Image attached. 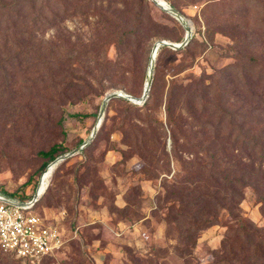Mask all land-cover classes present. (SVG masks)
Here are the masks:
<instances>
[{"label":"rangeland","instance_id":"374dc122","mask_svg":"<svg viewBox=\"0 0 264 264\" xmlns=\"http://www.w3.org/2000/svg\"><path fill=\"white\" fill-rule=\"evenodd\" d=\"M158 1L190 37L153 57L185 29L151 0L0 9L2 192L31 198L51 161L88 140L104 95L137 98L150 79L142 103L106 101L86 145L54 164L33 209L64 242L32 264L264 257V0ZM0 264L31 263L0 251Z\"/></svg>","mask_w":264,"mask_h":264},{"label":"built area","instance_id":"2783aa9c","mask_svg":"<svg viewBox=\"0 0 264 264\" xmlns=\"http://www.w3.org/2000/svg\"><path fill=\"white\" fill-rule=\"evenodd\" d=\"M37 197L20 200L0 191V251L23 263H36L63 244L59 228L34 211Z\"/></svg>","mask_w":264,"mask_h":264},{"label":"water","instance_id":"95a60500","mask_svg":"<svg viewBox=\"0 0 264 264\" xmlns=\"http://www.w3.org/2000/svg\"><path fill=\"white\" fill-rule=\"evenodd\" d=\"M151 2H153L155 5H157L158 7H160L161 9L167 11L168 13L172 14V16H174L175 18H177L184 26V29H185V35L182 39L181 42L179 43H174V42H170V41H167V40H164V39H158L156 40L153 45H152V48H151V54L153 55L154 52L156 51V49L159 47V46H167L169 47L170 49H177V48H180L182 46H184L186 43H187V40L188 38L190 37V28L186 25V23L183 21V18L182 16H180L175 10H173L171 7H168V6H164L163 4H161L158 0H151ZM148 67H149V71L151 72V60L149 59V63H148ZM146 89L142 90L141 94L139 97L135 98V97H132L124 92H121V91H117V92H110V93H107L104 95L103 97V100H102V103H101V107H100V110H99V117L97 119V122H96V125L94 126L93 130L91 131L90 135H89V138L88 140L94 135L98 125H99V122H100V116L102 114V110L105 106V103L106 101H108L109 99L113 98V97H119V98H124V99H127L129 101H131L132 103H135V104H140L142 103L146 98H147V91L149 89V85H150V79H148L146 81ZM87 140V141H88ZM87 141H84L79 147L77 148H74L73 150L65 153V154H62V155H59L57 157H55L51 162L53 164H56L58 161H61L63 159H65L66 157L68 156H71L73 154H75L78 149L82 148L83 146L86 145ZM36 195V194H35ZM39 197L36 198V200L38 199Z\"/></svg>","mask_w":264,"mask_h":264},{"label":"trees","instance_id":"16d2710c","mask_svg":"<svg viewBox=\"0 0 264 264\" xmlns=\"http://www.w3.org/2000/svg\"><path fill=\"white\" fill-rule=\"evenodd\" d=\"M23 1V0H11L9 2L8 5L5 6H0L1 11L3 10L4 13H6L9 16H12L13 18H17L20 14V6L19 3ZM31 1V5L30 7L32 8V4L36 1V0H30ZM40 1V0H39ZM38 12V10H37ZM164 47V46H161ZM124 99V98H121ZM56 151L55 146H51L49 151L47 152V154L49 155V159H52L53 153ZM222 200V199H221ZM250 244V241H249ZM246 245V250L248 249L247 247L248 244ZM245 250V251H246ZM234 259V263L233 264H264V257L262 255H255L254 253H248V252H243V254H241V257L239 259L235 257H233ZM259 261V262H257Z\"/></svg>","mask_w":264,"mask_h":264},{"label":"bare ground","instance_id":"6f19581e","mask_svg":"<svg viewBox=\"0 0 264 264\" xmlns=\"http://www.w3.org/2000/svg\"><path fill=\"white\" fill-rule=\"evenodd\" d=\"M156 52V51H155ZM155 52H154V54H155ZM154 54L152 55L151 54V57H153L154 56ZM153 60L151 59V62H152ZM152 66V65H151ZM151 75V72L148 70V76H150ZM146 89V85H145V87H144V90ZM148 92V91H147ZM53 166H54V164L52 163L48 168H47V170L44 172V174H43V176H42V179H41V183H40V185L38 186V188L36 189V191H35V194L38 196V197H40L41 196V193L45 190V188H46V185H47V181H48V178H49V176H50V174L52 173V171H53Z\"/></svg>","mask_w":264,"mask_h":264},{"label":"crops","instance_id":"0c3cea01","mask_svg":"<svg viewBox=\"0 0 264 264\" xmlns=\"http://www.w3.org/2000/svg\"><path fill=\"white\" fill-rule=\"evenodd\" d=\"M59 230H60V228H59ZM61 230H62V228H61ZM60 233H61V236H62V239H63V242H64L63 233L61 231H60Z\"/></svg>","mask_w":264,"mask_h":264}]
</instances>
